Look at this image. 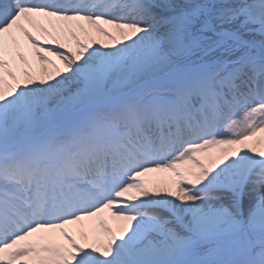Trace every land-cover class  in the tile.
Here are the masks:
<instances>
[{
    "label": "rangeland",
    "instance_id": "1",
    "mask_svg": "<svg viewBox=\"0 0 264 264\" xmlns=\"http://www.w3.org/2000/svg\"><path fill=\"white\" fill-rule=\"evenodd\" d=\"M261 1L183 0L181 8L172 9L181 34L165 38L158 30L151 29L150 35L154 39L150 46H138L124 35L108 36L110 42L108 40L106 43L102 39L97 40L86 28L79 27L77 32H71L66 30L67 26H57L56 30L60 34L72 33L73 38L68 39L66 48L59 49L58 62L53 57L45 58L43 68H46V75L42 77L26 76L33 74V67L27 61L23 63L20 59V66L5 63L8 60L6 48L0 43V63L8 74L0 83V128L7 129L13 142L7 145L0 140V153L8 147L12 152L20 148L28 150L29 146L34 148V145L49 138L58 142L69 139L72 143L76 137H80L83 142L89 140L93 143L95 139L102 141L96 133V130H101L100 135L103 133L102 124L97 123L98 118L105 120L106 115L115 111L120 113L122 104L128 100L137 97L139 104L143 101L151 104L156 99L164 98L172 101L176 96L169 88L171 85L182 84L211 70H215L217 77L222 78L226 72L224 65H242L252 56L264 58V15L258 16L252 8L259 6ZM260 5L264 6V2ZM95 6L97 4L93 5V11L96 10ZM55 9L63 13V8L55 6ZM115 12V9H107L105 15L112 19ZM47 43L48 40H42V44L37 45L50 50ZM75 43L77 52L74 51L76 47L73 48ZM55 52L58 51L53 50ZM229 68H232L231 65ZM19 69L21 72L26 71L25 77H19ZM16 70L18 76L14 75ZM234 79L239 81L235 84L238 89H246L250 84L254 87L256 80L245 65ZM233 86L229 89H234ZM28 96H32L38 104L37 112L30 116L26 106ZM221 96H213L218 102L215 103L220 104ZM244 96L247 101L244 105L241 106L243 102L239 106L233 103L232 115L224 125L225 130L241 132L245 123L259 111L253 110V107L260 105L256 97L252 94ZM212 104L209 101L203 105V111L211 113ZM261 105L264 108V103ZM220 106L217 118L230 114L224 105ZM9 116L17 117L13 118L14 121H7L3 127V121L8 120ZM36 121H39V126L36 134L32 135L30 128ZM207 123L212 124V121L208 120ZM115 126L117 132L123 127L129 126L131 129L127 122L115 123ZM217 135L212 134L206 141ZM203 143L194 142L166 159L153 160L145 166V169H149L154 165L174 164L189 175L193 185H179L181 192L178 203L181 204V198H185L186 220L183 228L160 223L149 211L137 212L132 216L143 217V220L131 218L118 226L124 242L120 250L97 220V238L91 240L90 232H79L85 243L95 245L96 252L92 253L89 248L87 253L82 245L80 251L70 240L73 246L69 245L70 250L66 248L58 256H39L33 248H20L26 233L22 231L2 241L0 264H5L8 259L17 261V264H264V190L260 189L242 211L234 203L218 202L208 207L195 203L194 199L201 196L196 193V187L201 186L206 179L212 188L225 186L238 193L241 183L237 185L233 181L239 179L240 165L245 159L243 156L233 162L224 160L227 154L233 152L230 148L222 149L224 157L211 158L205 150L208 143ZM56 150L64 155L65 149ZM4 180L1 179L2 182ZM97 182V187L106 185V181ZM260 183H264V179ZM213 196L217 195H207ZM109 199L111 195L81 213L97 217ZM72 219L69 216L53 223L59 228L66 220ZM3 236L0 235L1 239ZM16 247L21 251L14 254L12 250H16ZM23 255L27 259H22Z\"/></svg>",
    "mask_w": 264,
    "mask_h": 264
},
{
    "label": "bare ground",
    "instance_id": "2",
    "mask_svg": "<svg viewBox=\"0 0 264 264\" xmlns=\"http://www.w3.org/2000/svg\"><path fill=\"white\" fill-rule=\"evenodd\" d=\"M262 1L264 2V0ZM25 2L30 3L28 1ZM93 2H100V4H103L108 9L113 8V5L116 4L115 8L119 10L120 13L112 19L107 16H102L103 10H105L104 7H101L103 9L100 8L97 13H92L93 11H89L92 4H87L85 0H81L80 3L74 7L66 8L65 11L67 13L63 14L36 8H21L17 0H0V7L2 8L0 15L4 17H0V43H3L6 48L7 62L9 65L20 66L21 59L23 63L27 61L33 67V74L29 73V75L24 73L26 71L21 72L19 69V77L22 75L24 77L25 75L29 77H42L46 75V68H43L45 58L53 57V59L58 62L57 55L61 53L58 48H66L68 39L70 37L72 39L73 36L71 35L72 33L68 32H65L64 35L60 34L56 30L57 26H67L66 30L69 29L71 32H77L79 27L82 29L86 28L97 40L102 39L106 43L108 40L110 42L108 36L113 37L120 35L123 37L124 35L128 37V39H132V42L138 46H150L152 44L154 36L150 35L149 30L151 29L158 30V33L165 38L172 37L173 35L179 36L181 34L178 29V23L175 20V15L172 13V9L181 8L183 0H93ZM252 8L257 11L258 16L264 15L263 5L259 4V6H252ZM79 9H81V12H72L73 10ZM85 11L86 14L84 13ZM252 39L259 42L255 38ZM42 40H48L47 46L50 47V50L37 45L42 44ZM121 41L123 42V38H121ZM74 45L73 48L76 47V43ZM53 50L58 52L53 53ZM74 51L77 52L78 48L76 47ZM1 59L0 56V61ZM252 64L253 63H247V66H249L252 73L256 74V81L254 83L255 88H247L244 89V91L235 89L229 92L232 99L238 100L234 102V104H238V106L242 102L241 106L246 103V97L242 95V97L238 99V95H241L242 91L246 92L247 90L249 91L247 95L252 94L259 102L264 103V88L257 87L264 85V81L259 73L263 70L260 68L258 69ZM7 75L8 74L3 70L0 63V83L5 80ZM227 80L228 83L237 82V80L231 77H228ZM209 82V80H203L201 82V87H207ZM212 85L219 90L227 89V82L223 85L213 82ZM204 87L202 91L207 97H210L212 92L209 87L208 91ZM30 92L32 93L33 91L30 90ZM260 92H263V94H260ZM32 98V96H28L26 106L28 114L34 115V112H37L38 104L37 100ZM178 99L181 101L182 109L185 112L187 109L192 111L191 108L195 106L194 103L192 107L187 104L196 101L195 95H192V92L185 95H183V93L179 94ZM128 105L134 106L136 103H129ZM152 106L155 110L161 111L167 105L157 100ZM197 106L199 107L200 104L197 103ZM226 108L230 113L233 110V106L229 101ZM256 109H259V111L251 116L243 126L244 128L241 132L240 130H225L224 124L229 120V116H224L225 118L221 122L218 120L215 124L218 126L210 133H216L218 135L212 138V140L205 142L208 143L205 150L211 158L224 157L222 149L228 148L233 149L234 153L227 154L224 160L233 162L237 161L239 157H245L240 165L241 171L239 179L233 181V183L237 185L241 183L239 184V194L242 197L241 202L238 203V197H233L226 192H217V194L215 192L213 194V191L204 187V185L207 184L206 179L202 182L204 184L202 188L197 189L198 192L201 193V196L194 199L198 206L208 207L218 202H227L234 203L242 211L244 205L248 204L260 189L264 190V188H262L264 187V183L259 184L264 179V108L262 105H258L257 107H253V110ZM214 112L217 111L215 110ZM142 113L141 117L117 116L116 120L119 122L124 120L133 123L135 120L151 121L153 118L156 119L157 116H154L155 114H147L148 112L145 110H143ZM16 117L17 116H9L11 119ZM165 119L166 120L161 121L162 125L172 121L170 116H166ZM179 120L182 121L184 129H186L188 123L192 124L194 122L190 114L179 115ZM197 125H195L196 130L202 127L201 125ZM38 126V121L32 125V134L37 131ZM105 128L106 132L110 133L109 136L114 133V129L111 126H105ZM178 128L181 129L182 127L178 126ZM1 129L0 140L9 143L8 141L10 138L7 137V129ZM169 129H171V127L164 128V130L168 131H164L161 136L157 132V135L163 139H165L166 134H169V136L171 135L167 142L168 144H166L168 146L174 144L177 139V136L173 135V132L177 133V130H173L170 134L169 132L171 131ZM150 131V134H156L154 133L155 131ZM204 131V129L200 130V137L203 136ZM246 133L248 135H246ZM244 134L246 135L245 137L242 136ZM180 135L181 137L186 136L187 131H181ZM135 136L137 140H140L141 136H138V133H135ZM112 139L115 138L112 137ZM95 140L93 144L88 142L90 145L86 144L87 142L81 141L80 138H76V144H71L65 140H61L59 143L48 140L35 146L36 148L33 150L28 152L22 150L18 152L20 153L19 155L16 153L13 156H9V151H5L0 155V172L2 175L4 174L6 177H11L12 175L13 179L18 181V184L10 183V186L0 184V193L11 192L14 194L11 202H8V200L3 201V211H0V224L3 228H5V224L13 223L15 220L23 222V220H21L23 215L29 213L33 214V211L37 208L43 210L45 215L36 216L34 221L27 219L26 223L23 222L24 224L18 222L21 224V226H19L20 228L18 227L19 232L24 226H37V224H40V220L44 222V220L51 219L48 221L54 222L58 220V218L61 219L65 216L75 215V218L71 221H66L64 225H60L61 227L59 228H61V231L55 224H52L48 227L39 225L40 227L38 226L34 230L27 232L22 242V248H33L39 253V256H58L63 254L64 249L66 250V248H69L70 250L69 245L73 246V243L80 251L82 250L81 245L83 246V250L86 249L87 251L89 250V246L87 247L83 239L84 237L81 238L79 232H90L91 240L97 238L96 228L98 227V220L100 225L102 224V230H107L108 236L116 243V248L122 250L124 242L118 231L119 224L124 221H129L131 218H134L132 220H143V217L132 216V214L134 215L143 210L152 213L160 223L178 228H182L185 225L186 209L183 204L185 203V198H181L183 200L181 204L178 203V198L181 192L180 183H191L186 171L174 164L171 166L154 165L152 168L145 169L146 162L153 159V156H146L147 158L140 160V164H131L129 170H120L121 172L116 178L111 179L112 176H110L108 185L105 186L106 188H98L95 185L98 183L96 180L97 178L90 180L87 178L84 155L89 158L90 163L93 164L94 170L97 172V170L105 169L109 165L105 150L107 149L106 151H108L109 149L110 151L117 149L119 144L117 141L113 143L100 141L99 143L95 142ZM56 147L61 149L64 148L66 150L64 155H60L58 151L55 150ZM115 161L116 160H114V162ZM130 163L132 162L130 161ZM58 164H61L64 168L63 171L67 175L66 178L62 171L55 169V165L57 166ZM74 165H79L85 173H77L73 167ZM187 167L188 170H190L188 163ZM19 169H22V171ZM249 170H251V172H249ZM113 174L115 173H112V175ZM204 179L205 178L202 180ZM242 184H244V186ZM28 191L32 196L28 195ZM209 194L217 196L207 197ZM107 195H111V199L102 206L103 212L99 214L100 218H98L99 215L97 217L96 215L93 217L80 215L82 211L79 210H83L101 202ZM51 196L53 201H51ZM54 204L56 207H54ZM54 208L58 210L57 213L53 212ZM8 231L12 232L13 230L8 229ZM63 232L66 233L63 234ZM69 232L70 234H68ZM81 239H83V241ZM41 245L42 247H40ZM95 250V245H91L89 251L93 253ZM89 251H87V253ZM17 253H19V251H17ZM23 256L22 259H27V256ZM70 256L71 255H69V257ZM6 264H17V261H7Z\"/></svg>",
    "mask_w": 264,
    "mask_h": 264
}]
</instances>
